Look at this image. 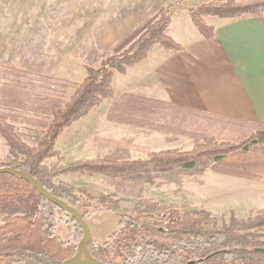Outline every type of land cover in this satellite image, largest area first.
Returning a JSON list of instances; mask_svg holds the SVG:
<instances>
[{"label":"trees","instance_id":"obj_1","mask_svg":"<svg viewBox=\"0 0 264 264\" xmlns=\"http://www.w3.org/2000/svg\"><path fill=\"white\" fill-rule=\"evenodd\" d=\"M185 1L168 5L158 18L147 21L133 33V38L138 36L134 43L101 68L87 67V77L82 83L41 78L55 85L53 88H72L73 93L66 103L61 102L55 89H51L54 93L45 95L37 90L29 93L13 81L1 86L0 104L11 110L21 109L24 114L20 120L33 123L31 126L37 134L43 129L45 132L37 146L30 147L22 142L13 124L19 117L0 113V135L25 155L24 160L9 166L0 165V169L11 167L28 173L54 197L81 211L84 219L97 212L92 197L87 190L69 183L66 177H140L150 172L166 174L178 170L237 173V176L252 179L264 177V124L211 117L151 99L144 92L127 93L114 99L115 72L125 74L129 67L147 59L157 45L173 52L184 50L168 31L176 11ZM189 14L204 38L211 39L215 34L205 17L222 20L264 17V0L209 2L191 8ZM0 71L15 75L16 79L34 78L12 68L0 67ZM112 99L108 113L110 122L189 137L195 145L185 151L149 152L146 158L135 161L103 158L68 161L57 148L64 130L86 117L94 107ZM198 117L221 122L223 132L231 129L235 132L230 133L226 141H220L214 134L207 133L205 127L191 124V120ZM98 142L111 144L104 140ZM257 172H261L260 177L256 176ZM101 203L106 211L119 209L118 202L109 196L103 197ZM141 204L152 211L160 210L153 200H142ZM57 211L61 218H57ZM214 221L209 215L196 217L177 210L169 213L165 225L118 214L117 230L102 246L91 236L89 248L96 259L106 264H264V244L253 242L243 234L264 230V209L255 218L232 220L224 229H207L206 225L216 223ZM61 224L68 232L67 240L58 234ZM82 237L83 231L74 217L48 201L32 184L18 176L0 174V264H62L76 255Z\"/></svg>","mask_w":264,"mask_h":264},{"label":"rangeland","instance_id":"obj_2","mask_svg":"<svg viewBox=\"0 0 264 264\" xmlns=\"http://www.w3.org/2000/svg\"><path fill=\"white\" fill-rule=\"evenodd\" d=\"M178 1L32 0L31 3L34 4H31L28 9L22 8L19 14L16 13V23L20 25L16 27V37L18 36L19 40L25 39L27 46L20 51L16 49V54L12 55L10 62L1 64L0 67L26 72L34 78L16 79L15 75L0 71V87L13 81L14 85L26 89L32 94L34 90L45 95L57 91L56 95L62 99L61 102L66 103L73 93L72 88L58 86V88H53L55 85L41 80L45 77L50 78L49 75L57 72L56 68H61V66L65 68L66 64L61 65L60 63L62 56L63 59L64 55L67 56L65 59L69 61V64L66 65L68 69L65 74L63 73L65 79L57 80L76 83L80 79V73L87 67L101 68L110 58L127 50L138 38V36L132 37L135 31L147 21L158 18L162 10ZM234 1L249 2L252 0ZM131 28L134 29L131 30ZM114 36L118 38L117 43L108 46L107 41H110ZM109 38L111 39L109 40ZM16 42H18L17 38ZM0 113L19 117V120L13 124L21 136L22 142L26 145L35 147L38 144V139L43 138L44 129L37 134L31 126L33 123L30 125L20 120L24 114L21 109L11 110L0 104ZM30 116L33 117L34 114L30 113ZM79 121L81 122H79L77 132L73 134L63 132L62 139L57 145L58 150L68 161L95 158L135 161L147 157L148 154L140 150V147L145 145L149 147L150 151L161 148L185 151L188 150L190 144L192 147L194 141L190 138L191 143L184 145L181 136L173 134H168L170 136L165 137L139 130L130 133L123 128L114 129L111 127L112 129H110L111 122L102 114H96L92 119L84 117ZM191 124L200 128L205 127L208 130L207 133L214 134L220 141H226L230 138L229 134L235 132L232 129L228 131L229 133L226 130L223 132L224 126L221 122L202 117L192 119ZM99 138L108 140L115 138L123 144H103L97 141ZM95 139L96 141H94ZM24 159L25 155L22 151L11 146L0 135V165L9 166ZM236 174H220L210 170L205 172L178 170L166 174L150 172L140 177L110 178L102 175H73L65 179L69 183L73 182L87 190L91 195L97 212L85 220L96 244L102 246L108 236L117 230L118 214H129L158 225L167 223V217L172 210L196 217L209 215V218L216 222L206 225L209 230L224 229L230 225L232 220L239 222L255 218L258 212L264 209V177L252 179ZM260 174L261 172H257L256 176L260 177ZM213 175L238 179V181L235 180L240 186L237 201L233 199L235 195L232 193L230 195L228 192V199L223 206H220L221 208L206 209L202 203L206 187L217 188L220 184V188L224 192L227 190L232 192L226 186L236 185L233 179L214 178ZM241 185L244 188V195L241 194ZM105 196L118 202L117 212L104 210L101 199ZM142 200H153L160 206V210L152 211L146 208L141 204ZM61 217V213L57 211V218ZM58 234L66 240L69 239L63 224L59 226ZM243 234L253 242L264 244V230Z\"/></svg>","mask_w":264,"mask_h":264},{"label":"crops","instance_id":"obj_3","mask_svg":"<svg viewBox=\"0 0 264 264\" xmlns=\"http://www.w3.org/2000/svg\"><path fill=\"white\" fill-rule=\"evenodd\" d=\"M227 1L229 0H186L176 11L168 31V35L184 50L173 52L158 45L147 59L129 67L125 74L115 72L114 99L127 93L144 92L151 99L182 106L211 117L264 124V17L245 16L229 20L205 17V22L215 34L214 38L205 39L194 26L189 14L191 8L201 4ZM31 2L32 0H0V65L10 62L12 55L16 54V49L20 51L27 46L25 39L19 40L18 36L16 37V27L20 26L16 23V13L19 14L22 8L28 9L34 4ZM116 37L109 38L111 40L107 41L108 46L117 43ZM64 56L67 58L66 55ZM65 58L61 57V65L69 64ZM66 65L65 68L63 66L56 68L57 72L49 77L65 79L63 73L65 74L68 69ZM84 70L76 83H82L86 78L87 73ZM114 99L105 100L100 106L94 107L85 118L92 119L96 114H102L108 120ZM79 122L81 121L75 122L64 132L69 134L77 132ZM111 127L123 128L130 133L139 130L158 136H170L114 122H111L110 129ZM180 138L184 145L192 141L189 137ZM61 139L62 135L58 144ZM98 140L123 144L115 138ZM194 145L193 141L192 147L190 144L188 150ZM166 149L150 151L147 145L140 147V150L147 154ZM213 176L233 179L236 185L226 186L232 192L228 190L224 192L220 184L217 188L206 187L202 199L206 209L221 208L220 206H223L228 199V192L234 194L233 199L237 201L240 186L235 180L238 179ZM241 194L244 195L242 185Z\"/></svg>","mask_w":264,"mask_h":264},{"label":"water","instance_id":"obj_4","mask_svg":"<svg viewBox=\"0 0 264 264\" xmlns=\"http://www.w3.org/2000/svg\"><path fill=\"white\" fill-rule=\"evenodd\" d=\"M0 174H9L12 176H18L23 178L24 180L28 181L32 184L38 192L43 195L48 201L56 205L61 210L69 213L74 217L78 225L81 227L83 231V237L78 243L77 246V253L76 255L63 262L62 264H106L98 259H96L89 248V240L91 238V231L87 221L84 219L83 215L80 213L79 210L71 207L64 201L60 200L59 198L54 197L50 194L35 178H33L28 173H25L20 170L13 169L11 167H5L0 169Z\"/></svg>","mask_w":264,"mask_h":264}]
</instances>
